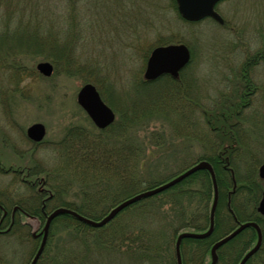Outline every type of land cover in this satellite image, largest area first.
I'll return each instance as SVG.
<instances>
[{
	"label": "rangeland",
	"instance_id": "rangeland-1",
	"mask_svg": "<svg viewBox=\"0 0 264 264\" xmlns=\"http://www.w3.org/2000/svg\"><path fill=\"white\" fill-rule=\"evenodd\" d=\"M172 7L169 0H79L77 12L69 21L73 25V38L69 43L75 47L70 56L75 54L78 60L80 56L85 61L90 58L93 67L98 68L89 81H84V73L64 71L66 66L72 65L69 61H53L24 50L33 41L30 36L19 39L18 48L26 52L13 53L14 59H0V194L4 192L15 200L36 194L39 184H25L20 173L8 171L22 168L40 172L34 177L41 182L44 197L47 196L45 188L53 191L60 181L67 188L69 183V193L77 192L79 188L72 177H60L58 166L62 163L59 159L62 152L58 151L61 150L58 141L71 126L83 127L93 133L101 131L76 101V94L85 82L97 87L102 99L115 113L113 122L107 126L113 124L115 130L114 136H111L112 130L108 132L109 141L115 146L128 140L132 142L142 159L138 165H141L145 179L160 181L200 158L218 155L220 139L206 122L205 111L220 108L221 95L230 93L237 83L234 84L235 72L241 62L264 46V0L219 1L215 9L224 18L226 26L208 17L186 22L178 18V12L176 14ZM51 10L52 14L57 12L56 8ZM63 12L58 2L60 28L64 27ZM54 24L57 23L54 21ZM63 42L55 43L58 45L56 51L63 50L60 49ZM177 42L189 46L193 60L180 70L176 79L171 78L175 83L167 98H159L161 87L157 84L139 88L150 50L156 45ZM13 49L15 52L16 48ZM45 60L53 64L50 76L41 75L35 68L36 63ZM12 64L18 69L12 68ZM252 77L257 85L264 86V65H255ZM158 78L147 82L154 84ZM179 89L185 90V97L176 96ZM168 103L164 110L166 114L159 107ZM113 107L123 116L126 109H139L134 110L130 125L122 129L123 120ZM33 122L45 126L43 142L37 145L25 135L27 126ZM245 126H249L247 135L252 146L257 147V157L263 158L264 150L259 149H264V118L252 122L247 119ZM260 183L263 187L264 180ZM60 197V200L79 201V197L71 194ZM35 226L36 222L31 228ZM57 226L58 222L55 229ZM181 232L186 231L178 234ZM32 245L31 240L24 248L13 238L1 241L2 260L8 264H24L28 259L27 248ZM20 249L26 253L21 255Z\"/></svg>",
	"mask_w": 264,
	"mask_h": 264
},
{
	"label": "trees",
	"instance_id": "trees-1",
	"mask_svg": "<svg viewBox=\"0 0 264 264\" xmlns=\"http://www.w3.org/2000/svg\"><path fill=\"white\" fill-rule=\"evenodd\" d=\"M78 1L0 0V59H14L13 53L26 52L20 51L22 48H18V43L22 36H30L34 42L24 47V50L49 57L53 61H69L72 65L66 66L64 71L84 73V81H89L98 68L93 67L90 58L85 61L80 56L78 60L75 54L74 57L70 56L75 47L69 43L73 38V25L69 21L77 12ZM58 2L64 10L61 15L64 27L61 28ZM169 2L177 14L175 1ZM51 8H56L57 12L55 10V14H52ZM177 16L180 18L178 14ZM58 40L64 41L60 48L63 50L56 51L58 45L55 43L58 44ZM13 47L16 48L15 52ZM192 60L193 58L190 63ZM13 62L14 60L11 61ZM260 63L264 65V46L254 50L241 62L235 73L237 78L234 84L237 83L230 93L221 95L220 108L205 111L206 122L214 128L220 139L218 157L200 158L211 164L215 174L217 202L213 214V229L208 237L181 240L179 250L182 264H208L212 244L243 221H254L262 231L260 247L244 264H264V220L256 211L262 190L256 167L264 160V156L257 157V147L252 146L250 136L247 135L250 125L245 126L247 119L252 122L257 118H264V86L255 84L250 76L252 68ZM12 65V68L18 69ZM155 82L148 84L142 80L141 86L136 85L141 88L142 85L157 84L161 87L159 98H167L170 90H173L175 80L163 75ZM254 93L261 101L260 107L256 109L252 106ZM175 94L177 97H185V90L179 89ZM167 105L169 103L161 104L159 109L164 111L168 108ZM138 109L139 107L130 108L129 113L126 109L123 111L126 112L124 116L116 110L123 120L122 129L130 125L135 116L134 110ZM113 126L112 124L98 133L71 126L58 141L61 149L58 151L62 152L59 155L62 163L58 166L60 177H72L77 182V192L69 193V183L67 188L60 181L58 188H54L58 191H51L49 185V189L45 188L44 193L50 196L44 199L41 182L38 177H34L40 172L32 167L34 170L14 169L18 172L25 170L26 177H33L29 178V184H39L28 206L32 214L42 219V212L50 210V206L53 208L59 205L98 219L121 199L161 182L142 176L141 165H138V161L142 162V159L131 141L117 146L111 144L107 134L112 130L111 136H114ZM67 194L79 197V201L60 200L61 195ZM52 199L53 204L48 206ZM212 200L213 184L210 174L206 170H200L154 196L134 202L101 227L90 226L70 214L58 215L51 222L48 240L37 264H176V235L180 231L207 230ZM256 238L255 228H245L216 250V264H237L255 244Z\"/></svg>",
	"mask_w": 264,
	"mask_h": 264
},
{
	"label": "water",
	"instance_id": "water-1",
	"mask_svg": "<svg viewBox=\"0 0 264 264\" xmlns=\"http://www.w3.org/2000/svg\"><path fill=\"white\" fill-rule=\"evenodd\" d=\"M220 0H175L176 8L179 15L187 21H197L204 17H211L219 23H222L223 20L221 16L215 11L214 6ZM190 60V52L188 47L184 43H170L165 45L155 46L149 53L145 69L143 72V77L145 80H154L162 74H169L173 78H177L180 70L186 66ZM36 69L44 76H50L53 71V66L49 61H39L36 63ZM77 103L83 108L87 113L89 118L98 128H105L107 125L112 123L114 120V113L112 109L102 100L96 87L90 83L86 82L81 85L77 94H76ZM45 134L44 125L40 122H35L29 125L26 128V135L33 141H40ZM200 169H206L210 172L214 188V198L212 202V208L210 211V221L209 228L206 232L203 233H193V232H181L177 235L175 241V256L176 264H181L180 253H179V244L182 238H203L209 235L213 228V212L217 200V188L214 178V173L211 168V165L206 160H200L185 169L183 172L177 174L173 178L154 186L153 188L146 189L144 191L138 192L126 199L121 200L114 206H112L108 212L101 217L100 219H91L85 217L75 210L58 206L53 209L46 217L44 225L42 227V238L38 249L33 256L29 264H35L39 255L42 253L44 248L48 228L51 220L59 214H70L76 217L78 220H81L93 227H101L110 220H112L121 210H123L128 205L142 199L155 195L170 186L180 182L182 179L186 178L190 174L196 172ZM258 175L261 178H264V162L261 163L258 167ZM257 211L264 217V188L261 193V198L258 202ZM251 226L257 230V242L256 244L246 252L238 264H244V262L258 249L261 242V232L256 223L246 221L240 222L238 225L228 234L216 241L211 247V262L210 264H215L217 260L216 249L227 242L230 238L240 232L242 229Z\"/></svg>",
	"mask_w": 264,
	"mask_h": 264
},
{
	"label": "flooded vegetation",
	"instance_id": "flooded-vegetation-1",
	"mask_svg": "<svg viewBox=\"0 0 264 264\" xmlns=\"http://www.w3.org/2000/svg\"><path fill=\"white\" fill-rule=\"evenodd\" d=\"M29 203V195L15 200L14 197L4 192L0 194V242L13 238V240H16L18 246L22 248L30 243V240L33 242L32 248H27L28 259L24 264L30 263L37 250L41 240L39 232L41 231L47 215L46 212H42L44 218L40 220L36 214H32L29 211ZM34 222H36V226L32 229L31 227H33ZM22 243H24L25 246H23ZM20 250L21 255L22 253H26L24 249ZM2 259L3 255L0 254V264H8Z\"/></svg>",
	"mask_w": 264,
	"mask_h": 264
}]
</instances>
